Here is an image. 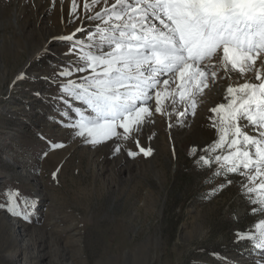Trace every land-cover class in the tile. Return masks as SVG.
<instances>
[{"label":"rangeland","instance_id":"374dc122","mask_svg":"<svg viewBox=\"0 0 264 264\" xmlns=\"http://www.w3.org/2000/svg\"><path fill=\"white\" fill-rule=\"evenodd\" d=\"M113 2L108 0L106 5L102 0L89 13L83 8L84 0H76L77 12L73 14V0H0V37L5 34L2 37L8 44L13 42L19 54L18 63L12 61L7 79L0 78L4 81L0 80V204L5 205L0 207V212L11 222L21 220L26 227L29 223L37 226L45 219L46 209L65 202L63 196L66 192L59 191L60 181L75 184L76 188L92 182L122 186L128 182L144 181L147 182L145 187L133 192L132 197L143 203L144 194L150 190V206L157 212L152 219V235L162 247L159 253L151 252L150 258L156 259V264H240L241 259L259 264L264 259L261 255L264 249L257 248L254 240L239 238L241 233L255 234V224L264 219L259 213L252 212L246 189L242 186L247 181L238 174L223 175L220 164L214 159L211 166L199 162L201 156L214 158L224 154L221 149L206 151L219 139L218 130L213 127L212 118L216 114L210 111L212 106L208 104L205 112V104L200 102L195 115L180 117L178 113L186 107L190 108V105H175L171 114L175 122L172 121V127L167 126L165 131L172 139V130L180 129L178 134L184 138L175 148L169 146L167 168L163 170L162 159L153 163L152 154L145 156L139 153L132 157L123 146H119L120 151L116 152L118 138L93 145L73 135L74 130L64 127V123L78 118L74 111L76 107L87 111L83 102L65 97L69 101V105L65 106L62 100L57 102L54 99L59 93L57 87L43 80L18 79L21 74L28 77L49 76L59 71L54 65L75 60L76 56L65 55L69 45L54 38L75 33L74 38L87 40V36L95 32L94 25L99 23L88 19V16L96 11L102 12ZM3 4L6 5L5 10L2 9ZM3 24H6L5 28ZM77 29L84 31L77 32ZM39 46L44 47L40 50ZM46 49L50 50V54L45 55ZM32 54H36L31 59L32 64L19 73ZM82 75L77 73V76ZM223 76L224 90L229 85L244 82L235 76H225L224 73ZM36 92L42 95L37 96ZM153 104L154 100L149 102V106ZM65 111L69 115L65 116ZM198 115H203L200 123H196ZM196 124L197 134L185 137L194 132L192 129ZM142 132H146L145 128ZM249 133L254 134L250 129ZM139 147L133 143L132 151L139 152ZM123 155L125 159L118 168ZM136 159L138 164L142 163L141 166L137 165ZM146 164L151 169L149 177H144L139 169ZM217 172L221 174L217 176ZM163 173L165 183L161 181ZM228 180L232 183L228 184ZM10 192L18 194L17 211L26 213L27 219L24 215L17 216L7 211V204L11 202ZM101 192L103 199L98 205L105 207L113 191L102 189ZM71 211H67L70 216ZM81 215H72L69 222H77ZM73 217H77L76 221ZM63 225L65 223L52 227ZM197 229L210 232L209 237L197 239L190 247L183 248L184 233ZM60 243L63 252L64 247ZM231 252L236 254V259L230 257ZM67 258L65 264H72V259Z\"/></svg>","mask_w":264,"mask_h":264},{"label":"snow or ice","instance_id":"6c2138e0","mask_svg":"<svg viewBox=\"0 0 264 264\" xmlns=\"http://www.w3.org/2000/svg\"><path fill=\"white\" fill-rule=\"evenodd\" d=\"M101 2L84 0L83 8L90 13ZM103 2L107 5L108 0ZM72 12H77L76 0ZM88 19L99 23L87 40L74 38L75 33L54 38L69 45L65 55L75 60L54 65L59 71L49 76L21 74L18 79L57 87L54 99L65 106V97L83 102L87 111L76 107L78 118L64 127L93 145L114 137L129 139L151 121L150 101H155V113L163 114L167 102L173 111L178 103L190 105L180 117L195 115L209 81L219 73L243 80L229 85L227 102L210 110L216 114L212 119L219 139L206 151L221 149L224 154L201 156L199 162L211 166L214 159L223 175L243 177L252 212L264 216V0H114ZM152 151L139 147V152L127 154L150 156ZM9 200L7 211L27 219L17 211L18 194L10 192ZM255 229V234L241 233L239 238L264 249V219Z\"/></svg>","mask_w":264,"mask_h":264},{"label":"bare ground","instance_id":"6f19581e","mask_svg":"<svg viewBox=\"0 0 264 264\" xmlns=\"http://www.w3.org/2000/svg\"><path fill=\"white\" fill-rule=\"evenodd\" d=\"M5 7L6 5L3 4L2 9L5 10ZM6 24H3V28ZM3 28L1 27V30ZM1 37L0 78L7 79L6 74L12 66V61L16 62L19 54L13 42L11 48L12 44H8L6 38ZM43 47L39 46L38 49L41 50ZM36 54H32L27 62H23L19 73L25 71L27 66L32 64L31 59ZM223 77V73H221L214 81L210 80L209 87L200 97V102L205 104V112L209 105L214 108L220 103L227 102V91L222 87V83L225 81ZM3 79L0 80L3 81ZM218 85L220 86L218 87ZM165 105L164 107L168 111L165 110L163 114L155 113V104L150 106L154 113L151 121L146 122L138 132L134 131L129 139L116 141V145L123 146L126 151L133 150V143L135 147L136 145L150 147L153 150L152 155H154L153 163L162 159L163 170L167 168L169 146L172 145L175 148L184 138L178 134L180 129H174L170 133L172 139H169L165 128L171 125L172 121L175 122L171 118L174 111L172 105L167 102ZM202 116L196 117L198 120L196 123H200ZM196 127L197 124L192 129L194 132L188 133L185 137L190 134L196 135ZM142 128H145V133L142 132ZM137 140L139 144L136 143ZM124 159L123 155L117 165L123 164ZM137 160V165L141 166L142 163L138 164ZM149 165L151 166V164ZM127 167L129 168V166ZM127 167L125 166V168ZM139 169L144 177H149L151 169L148 164ZM161 181L162 183L166 182L164 173ZM146 183L144 181H140V183L128 182L121 186L118 183L92 182L90 185L77 186L78 188H76L75 184H66L60 181L58 183L59 191L66 192L63 196L65 202L53 204L52 207L46 209L44 211L46 220L44 219L40 225H34L35 227L30 223L26 227L21 220L15 219L16 221L11 222L4 213L0 212V264H65L64 261L68 259L67 257L72 259V264H156V259L150 258L151 252L154 250L159 253V249L162 247H159L152 235V219L157 215V212L155 213V210L150 206V190L148 189L144 194L143 203H138L132 197V193L143 189ZM102 189L113 191V196L108 198L109 203L105 207L98 205L103 199ZM70 208L74 210L71 211ZM67 211H71L74 216L80 213V215L82 214L81 218L75 217L78 219L77 222L70 223L72 215L70 216ZM75 218L73 221H76ZM63 223L65 225L62 227H52ZM209 235L210 232L200 229L186 232L182 236L183 248H188L197 239H205ZM59 242L64 247V253L61 251ZM230 257L236 259V254L231 252ZM246 260L241 259L240 264L251 263Z\"/></svg>","mask_w":264,"mask_h":264}]
</instances>
